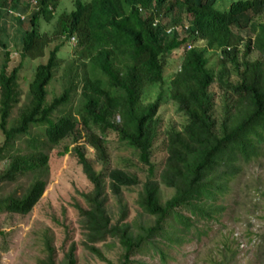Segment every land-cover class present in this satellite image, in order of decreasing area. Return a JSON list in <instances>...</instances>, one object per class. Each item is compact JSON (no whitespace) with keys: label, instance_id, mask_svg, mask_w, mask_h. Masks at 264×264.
<instances>
[{"label":"trees","instance_id":"trees-1","mask_svg":"<svg viewBox=\"0 0 264 264\" xmlns=\"http://www.w3.org/2000/svg\"><path fill=\"white\" fill-rule=\"evenodd\" d=\"M24 1L0 0V212L33 211L48 186L51 151L66 139L77 143L82 124L85 144L72 149L93 189L82 193L84 205H76L81 245L107 264H146L139 254L159 255L168 264V247L184 243L197 223L223 211L212 202L229 191L240 173L238 161L250 162L261 153L264 23L258 32L249 14L254 1L236 0L222 11L217 0H76L51 34L42 20L54 18L60 0ZM259 3L264 10V0ZM7 7L26 19L7 26ZM73 35L74 53L64 57L61 51ZM18 39L21 62L9 70L10 47ZM53 40L57 43L50 47ZM189 44L194 47L185 50ZM204 46L222 49L221 56H208ZM178 49L183 52L177 55ZM253 52L258 58L250 60ZM46 56L24 87V61ZM178 56L168 95L183 121L164 128L159 112L166 69ZM152 84H160L161 92L144 103ZM109 131L143 163L136 168L147 173L144 182L130 166L109 165ZM70 150L66 145L62 154ZM163 150L158 176L152 159ZM162 184L172 190L166 200ZM135 187L142 218L129 222L124 191ZM66 238L71 242L66 239L69 245L59 258L55 236L50 228L43 230L38 264H77L79 244ZM117 242L121 253L114 261L103 246ZM223 252L217 264H232L230 258L238 255L227 244Z\"/></svg>","mask_w":264,"mask_h":264},{"label":"rangeland","instance_id":"rangeland-1","mask_svg":"<svg viewBox=\"0 0 264 264\" xmlns=\"http://www.w3.org/2000/svg\"><path fill=\"white\" fill-rule=\"evenodd\" d=\"M233 0H219V7L228 6ZM75 0H60L55 16L59 17L69 9H74ZM255 7L260 8V3L255 2ZM57 20V19H56ZM7 26L10 19L5 20ZM42 27L45 32L51 34L54 29L53 23H45L42 20ZM16 27V25H12ZM12 32L15 30L12 29ZM57 41L53 40L50 47ZM11 62L9 70L18 66L20 59V41L12 42ZM75 50L72 41L65 42L62 56H71ZM178 53V52H176ZM76 56V55H75ZM177 56V55H176ZM258 55L253 52L249 59L255 60ZM47 56L40 60L27 59L24 61L21 70V82L27 87L32 79L36 66L40 62H46ZM173 63L166 69L164 83V93L162 104L160 105V115L164 118V128L173 122L181 123L183 118L178 113L176 104L170 100L168 95V79L172 76L179 64V59H172ZM60 81H56L55 84ZM57 86V85H56ZM161 92L160 84H152L145 89L143 101L145 103L156 100ZM116 120H119L116 118ZM80 130L79 136H83L77 143L72 139H66L60 143L50 153V173L48 186L39 203L29 215L7 214L0 212V264H38V259L42 257L41 233L48 228L55 236L56 248L59 258L63 256V248L67 235L78 245L77 264H107L100 258L94 256L83 248V234L79 223L77 204H83V192H90L93 184L86 177L82 165L79 163L75 151L72 149L77 145L85 144L84 127L82 124L77 127ZM101 134V132L96 129ZM107 146L109 153V165L112 167L130 166L137 171L139 177L144 182L147 173L136 166H143L138 162L130 150L123 146L117 135L109 131L107 133ZM4 137L0 130V145ZM70 146V151L66 154L64 148ZM261 153L250 162L245 159L238 161L240 173L230 183L228 192L217 197L213 202V209L223 206V211H218L212 219L202 220L191 229V234L187 235L186 241L180 244H173L172 248H167L170 256L168 264H217L222 262L224 245L232 248V252L238 255L231 259L232 264H264V142H261ZM89 149V156L92 157ZM166 152L158 151L152 161L156 164V173L159 176L164 167ZM130 159L134 161L131 164ZM145 167V166H144ZM146 168V167H145ZM22 184V182H21ZM164 192V200L172 195V190L161 185ZM139 195V187L124 191V200L129 205L127 221L142 218V208L136 202ZM114 197L111 195L110 203L113 206ZM114 211L116 209L113 208ZM187 215H190L186 211ZM145 219V217L143 218ZM152 220H154L152 218ZM200 232L201 234H198ZM68 242H71L70 239ZM99 246H102L100 244ZM104 247L105 255L117 261L120 257L121 246L117 242L113 247ZM230 252V253H232ZM136 258L146 262V264H162L159 255L152 259L149 255L139 254Z\"/></svg>","mask_w":264,"mask_h":264},{"label":"clouds","instance_id":"clouds-1","mask_svg":"<svg viewBox=\"0 0 264 264\" xmlns=\"http://www.w3.org/2000/svg\"><path fill=\"white\" fill-rule=\"evenodd\" d=\"M76 1V0H75ZM83 1H89V0H83ZM251 1H254V3L255 2H259V0H251ZM24 2H27V3H29V4H33V5H35V4H38V0H25ZM218 2H219V0H217V3H216V5H215V7L217 8V9H219V10H222V11H224V10H227V9H229V8H231V6H232V4L233 3H235L236 2V0H233L228 6H226V7H224V8H222V7H219L218 6ZM262 7L260 6V8H256L254 11H251L249 14H250V18L254 21V23L256 24V27H257V31L259 32L260 31V26H262L263 25V23H264V10H262L261 9ZM261 10H262V12H261ZM57 11V10H56ZM4 12H5V17H4V21L6 20V19H10V21H11V23H9V24H12V22L13 21H16L17 19L18 20H25L26 19V16L20 11V10H16V9H14V8H11V7H7V8H5L4 9ZM60 15V14H59ZM54 18L50 21V22H47V23H53L54 24V29H55V25H56V22H57V20L56 19H58V17H56L55 16V13H54V16H53ZM17 22V21H16ZM235 26H233V28H234ZM235 30H236V27L234 28ZM253 35H255V34H253ZM68 41H72L74 44H75V48H76V43H77V41H76V36L75 35H73V36H71L70 37V39L68 40ZM194 47V45L193 44H189V45H187V47H186V49L185 50H189V49H191V48H193ZM228 49L230 48V47H227ZM204 49H209V51H208V53H207V55L208 56H214V57H220L221 56V50L222 49H219V50H215L214 48H211V47H205L204 46ZM176 52H178V53H176L177 55L178 54H181L182 52H183V49H178ZM177 58H179V56L177 57ZM147 89V88H146ZM145 93V92H144ZM143 97H144V94H143ZM144 102V101H143ZM145 103V102H144ZM149 103V102H148ZM117 121H119V120H117Z\"/></svg>","mask_w":264,"mask_h":264}]
</instances>
